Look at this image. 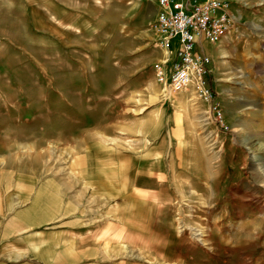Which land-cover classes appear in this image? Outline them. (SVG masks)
<instances>
[{"label":"rangeland","instance_id":"1","mask_svg":"<svg viewBox=\"0 0 264 264\" xmlns=\"http://www.w3.org/2000/svg\"><path fill=\"white\" fill-rule=\"evenodd\" d=\"M135 4L63 23L48 0L0 1V217L16 180L72 169L99 139L167 173L168 237L131 264H264V0H235L238 28L208 48L211 103L165 97L156 14Z\"/></svg>","mask_w":264,"mask_h":264},{"label":"crops","instance_id":"2","mask_svg":"<svg viewBox=\"0 0 264 264\" xmlns=\"http://www.w3.org/2000/svg\"><path fill=\"white\" fill-rule=\"evenodd\" d=\"M48 1L49 17L63 23L70 14L94 16L112 8L118 15L142 2ZM149 1L156 14L157 0ZM92 141L78 151L72 169L35 184L16 180L14 200L5 203L11 211L0 217V264H131L135 251L159 250L169 232L165 170L131 150Z\"/></svg>","mask_w":264,"mask_h":264},{"label":"built area","instance_id":"3","mask_svg":"<svg viewBox=\"0 0 264 264\" xmlns=\"http://www.w3.org/2000/svg\"><path fill=\"white\" fill-rule=\"evenodd\" d=\"M234 2L157 0L158 11L148 23V30L167 52L155 65L156 79L166 98L194 86L200 97L213 102L215 92L207 79L211 75L212 59L206 49L238 28L241 14L233 8ZM214 116L222 125V113L217 105Z\"/></svg>","mask_w":264,"mask_h":264},{"label":"trees","instance_id":"4","mask_svg":"<svg viewBox=\"0 0 264 264\" xmlns=\"http://www.w3.org/2000/svg\"><path fill=\"white\" fill-rule=\"evenodd\" d=\"M207 79H208L209 83H210L211 86H212V83H213L212 75H208V76H207Z\"/></svg>","mask_w":264,"mask_h":264},{"label":"bare ground","instance_id":"5","mask_svg":"<svg viewBox=\"0 0 264 264\" xmlns=\"http://www.w3.org/2000/svg\"><path fill=\"white\" fill-rule=\"evenodd\" d=\"M165 53H166V52H165ZM202 232H203V231H202ZM202 232H198V233H197V235H198L199 238H202V236H203V233H202ZM193 234H194V233H193ZM197 235H196V236H197Z\"/></svg>","mask_w":264,"mask_h":264}]
</instances>
